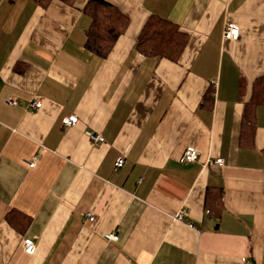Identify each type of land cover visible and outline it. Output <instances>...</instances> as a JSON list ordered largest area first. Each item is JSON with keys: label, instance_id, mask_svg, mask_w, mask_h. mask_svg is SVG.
Returning <instances> with one entry per match:
<instances>
[{"label": "crops", "instance_id": "crops-1", "mask_svg": "<svg viewBox=\"0 0 264 264\" xmlns=\"http://www.w3.org/2000/svg\"><path fill=\"white\" fill-rule=\"evenodd\" d=\"M104 1L128 18L106 58L85 46L90 0H0V264H264V105L241 140L264 77V0ZM151 17L188 36L178 61L138 50ZM188 148L200 158L183 165ZM209 189L223 192L211 213Z\"/></svg>", "mask_w": 264, "mask_h": 264}, {"label": "trees", "instance_id": "trees-1", "mask_svg": "<svg viewBox=\"0 0 264 264\" xmlns=\"http://www.w3.org/2000/svg\"><path fill=\"white\" fill-rule=\"evenodd\" d=\"M52 0H36L39 5L47 6ZM86 14L91 18L87 31L86 49L106 58L118 39L124 34L128 18L118 8L104 0H90ZM188 43L185 35L176 24L158 17H151L146 23L138 41V50L150 57L178 61ZM264 105V77L254 86L251 100L246 105L241 127L242 145H252L256 128V108ZM223 192L209 189L206 204L209 213L222 207Z\"/></svg>", "mask_w": 264, "mask_h": 264}, {"label": "built area", "instance_id": "built-area-1", "mask_svg": "<svg viewBox=\"0 0 264 264\" xmlns=\"http://www.w3.org/2000/svg\"><path fill=\"white\" fill-rule=\"evenodd\" d=\"M224 36L226 39H230V40H238L240 37V29L238 28L237 25L235 24H229L226 27ZM213 84L215 85V82H213ZM7 103L10 106H17L19 104L18 100H16L15 98H9L7 100ZM42 107V102L41 100H39L38 98H33L32 100H30L28 102V106L27 108L31 111H36L39 110ZM78 123V118L77 116H70L66 119L63 120V125L65 128H70L72 126H75ZM88 136L92 139V141L95 144H102L104 143L103 138L95 133H88ZM200 158V152L194 148H188L183 156L180 159V162L183 165H188V164H193L195 162H197ZM38 157L37 156H33L30 158H25L23 160V163L28 167V169H34L36 168L37 164H38ZM216 165H218L219 167L224 166V161L222 159H217L215 162ZM128 168V161L121 156L120 158H118V160L115 163V169L116 170H120V169H127ZM207 213H209V211H207ZM88 220L90 222H93L95 220V218L92 215H88ZM175 220L180 221V222H185L186 224H188L191 228H195L194 224L188 222L184 216V212H180ZM105 239L108 242H118L119 241V235L116 233H108L105 235ZM24 250L25 253L32 256L36 253L37 251V245L36 242L33 239H25L24 240Z\"/></svg>", "mask_w": 264, "mask_h": 264}]
</instances>
